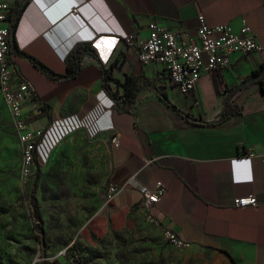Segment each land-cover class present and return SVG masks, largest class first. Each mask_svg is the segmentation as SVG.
Returning <instances> with one entry per match:
<instances>
[{
    "label": "crops",
    "instance_id": "1",
    "mask_svg": "<svg viewBox=\"0 0 264 264\" xmlns=\"http://www.w3.org/2000/svg\"><path fill=\"white\" fill-rule=\"evenodd\" d=\"M5 1L14 7L23 2ZM199 16L211 28L227 26L235 33L248 25L263 51L231 55V68L204 74L196 91L185 95L169 83L162 65H143L138 54L150 23L187 41L196 39ZM126 37L133 38L132 44L125 43ZM14 43L56 74L66 72V58L76 45L96 47L97 58L86 56L83 72L61 84L32 69L28 58H13L19 75L52 113L32 123L36 132L54 117L104 102V116L117 142L109 182L119 193L108 194L84 226L86 238L97 246L111 235L135 229L146 215L187 248L213 251L232 264H264V78L253 77L264 66V0H28ZM100 62L120 95L124 89L117 82L143 78L201 123L169 107L154 88L143 89L129 112L117 111L103 88ZM225 109L237 114L222 119ZM157 183L167 193L146 214L143 189H154ZM252 195L258 209L234 207L236 198Z\"/></svg>",
    "mask_w": 264,
    "mask_h": 264
},
{
    "label": "rangeland",
    "instance_id": "2",
    "mask_svg": "<svg viewBox=\"0 0 264 264\" xmlns=\"http://www.w3.org/2000/svg\"><path fill=\"white\" fill-rule=\"evenodd\" d=\"M105 110L102 102L54 117L39 162L24 176L22 145L0 93V264H60L63 254L74 264H232L213 251L176 247L146 215L97 246L82 234L110 189L115 135Z\"/></svg>",
    "mask_w": 264,
    "mask_h": 264
},
{
    "label": "built area",
    "instance_id": "3",
    "mask_svg": "<svg viewBox=\"0 0 264 264\" xmlns=\"http://www.w3.org/2000/svg\"><path fill=\"white\" fill-rule=\"evenodd\" d=\"M13 15L14 6L0 0V93L22 145L23 174L30 176L31 170L40 160L39 149L43 135V131L36 132L32 128V123L43 116V112L35 100L31 84L19 75L13 63V58L17 56L12 30ZM198 23L196 39L191 38L187 41L155 22L150 23L148 37L138 54L143 65L151 63L162 65L169 74V83L185 95L196 91L204 74L231 68V55L235 53L254 55L263 51V46L253 30L246 24L239 33H235L227 26L209 27L203 16H199ZM116 42L115 46L120 40ZM132 42V37L125 38L128 45ZM114 143L117 144L116 139ZM118 193V189L110 187L109 195ZM166 193L167 188L162 183H157L151 190L143 189L142 211L150 214ZM233 204L237 209L248 207L258 209L260 206L258 199L253 195L238 197ZM166 232L173 245L178 248L187 247L172 231ZM62 258L63 262L60 264H70L64 254Z\"/></svg>",
    "mask_w": 264,
    "mask_h": 264
},
{
    "label": "trees",
    "instance_id": "4",
    "mask_svg": "<svg viewBox=\"0 0 264 264\" xmlns=\"http://www.w3.org/2000/svg\"><path fill=\"white\" fill-rule=\"evenodd\" d=\"M28 0L25 2L17 3L14 7V15H13V23H12V30L15 34L20 15L24 11V9L27 6ZM15 48V54L19 57H26L28 58L39 70H41L42 73H44L49 79L53 80L54 82L61 84L64 82L71 81L78 77L84 70V59L86 56H92L94 58H97V52L96 49L92 46L91 43H80L76 45L71 52L68 54L66 58V72L64 74H56L53 71H51L49 68L44 66L42 63L34 59L33 57L27 55L25 52L19 51V49L16 47L14 43ZM117 66V65H114ZM100 71L102 74L103 79V88L107 92V94L110 96L114 107L119 112H129L136 104L137 98L139 93L146 88H154L158 92L159 98L167 104L169 107L177 111L179 114H181L183 117H185L187 120L193 123H201L199 120L195 119L189 114H186L179 110L169 99L167 94L162 91V89L153 86L149 81H146L143 78H127L124 84H121L120 82H117L118 86H122L124 89V93L122 95L119 94L118 90L114 91V89L111 86V83L114 81L113 76L109 69H107L106 65L100 62ZM254 78H264V66L260 68L259 71H256L253 73ZM262 83L264 84V80L262 79ZM35 100L40 104L42 108L43 115L48 116L49 118L52 117V113L50 111V107L46 104L41 103L36 97ZM237 114L236 110L230 111L229 109H225L222 114V119H225L229 116ZM32 202V209L35 213V215L38 218L37 213V199L35 196L31 197ZM66 258V256H65ZM66 260L70 264H74L72 260L69 258H66Z\"/></svg>",
    "mask_w": 264,
    "mask_h": 264
},
{
    "label": "clouds",
    "instance_id": "5",
    "mask_svg": "<svg viewBox=\"0 0 264 264\" xmlns=\"http://www.w3.org/2000/svg\"><path fill=\"white\" fill-rule=\"evenodd\" d=\"M92 46L96 49V47L92 44Z\"/></svg>",
    "mask_w": 264,
    "mask_h": 264
},
{
    "label": "water",
    "instance_id": "6",
    "mask_svg": "<svg viewBox=\"0 0 264 264\" xmlns=\"http://www.w3.org/2000/svg\"><path fill=\"white\" fill-rule=\"evenodd\" d=\"M26 0H23V2H25Z\"/></svg>",
    "mask_w": 264,
    "mask_h": 264
}]
</instances>
